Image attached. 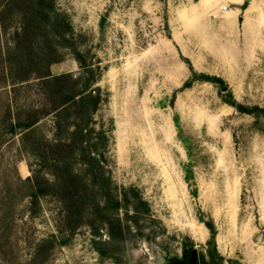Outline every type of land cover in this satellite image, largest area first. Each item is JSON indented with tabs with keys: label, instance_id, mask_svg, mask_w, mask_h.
<instances>
[{
	"label": "rangeland",
	"instance_id": "374dc122",
	"mask_svg": "<svg viewBox=\"0 0 264 264\" xmlns=\"http://www.w3.org/2000/svg\"><path fill=\"white\" fill-rule=\"evenodd\" d=\"M57 5L71 23L72 49L100 74L94 124L109 134L111 207L116 197L122 203L103 224L84 216L76 229L56 196L31 204L27 178L55 181L53 170L2 118L8 99L17 98L14 112L46 99L37 78L13 92L2 73L9 39L0 34V264H189L193 249L198 264H264V0ZM224 5L241 12L239 25L201 19ZM65 49L51 71L80 76ZM55 121L42 119L39 135L53 140ZM117 219L125 230L112 238Z\"/></svg>",
	"mask_w": 264,
	"mask_h": 264
},
{
	"label": "trees",
	"instance_id": "16d2710c",
	"mask_svg": "<svg viewBox=\"0 0 264 264\" xmlns=\"http://www.w3.org/2000/svg\"><path fill=\"white\" fill-rule=\"evenodd\" d=\"M71 31V23L57 0H0V34L9 39L2 73L13 92L30 85L34 78L39 79L40 91L46 99L43 108L17 107V112L11 107L14 100L18 104L17 98L8 99L2 123L8 133L20 132L23 149L53 170L55 181L40 178L38 173L27 178L32 188L31 204L37 205L40 196H56L63 203L67 225L76 229L83 224L84 216L91 217L92 226L103 224V218L122 202L116 197L111 207V177L103 152L109 134L97 130L94 124L95 114L104 102L102 87L98 85L100 74L94 75L92 65L82 53L72 49ZM65 48L74 51L83 69L80 76L51 71L52 64L64 59ZM237 107L242 110L240 105ZM50 115L56 117L53 140L39 135L36 128ZM99 179L104 181L98 183ZM103 195L109 202L101 201ZM110 226L112 238L125 230L120 219Z\"/></svg>",
	"mask_w": 264,
	"mask_h": 264
},
{
	"label": "crops",
	"instance_id": "0c3cea01",
	"mask_svg": "<svg viewBox=\"0 0 264 264\" xmlns=\"http://www.w3.org/2000/svg\"><path fill=\"white\" fill-rule=\"evenodd\" d=\"M224 7H226V9ZM240 14V11L232 12L226 5L216 6L214 9L207 10L203 15H201V19H205L206 21L215 25H221L229 21V23L236 26L239 25Z\"/></svg>",
	"mask_w": 264,
	"mask_h": 264
},
{
	"label": "water",
	"instance_id": "95a60500",
	"mask_svg": "<svg viewBox=\"0 0 264 264\" xmlns=\"http://www.w3.org/2000/svg\"><path fill=\"white\" fill-rule=\"evenodd\" d=\"M227 89H228L227 87H223V90H227ZM197 261H198V251H197V249H193L191 252L189 264H197Z\"/></svg>",
	"mask_w": 264,
	"mask_h": 264
},
{
	"label": "bare ground",
	"instance_id": "6f19581e",
	"mask_svg": "<svg viewBox=\"0 0 264 264\" xmlns=\"http://www.w3.org/2000/svg\"><path fill=\"white\" fill-rule=\"evenodd\" d=\"M233 1H235V2L239 3L241 0H233ZM252 3H253V2H252ZM252 3H251V4H252Z\"/></svg>",
	"mask_w": 264,
	"mask_h": 264
},
{
	"label": "flooded vegetation",
	"instance_id": "af4514ba",
	"mask_svg": "<svg viewBox=\"0 0 264 264\" xmlns=\"http://www.w3.org/2000/svg\"><path fill=\"white\" fill-rule=\"evenodd\" d=\"M190 257H191V254H190ZM197 264H198V261H197Z\"/></svg>",
	"mask_w": 264,
	"mask_h": 264
},
{
	"label": "built area",
	"instance_id": "2783aa9c",
	"mask_svg": "<svg viewBox=\"0 0 264 264\" xmlns=\"http://www.w3.org/2000/svg\"><path fill=\"white\" fill-rule=\"evenodd\" d=\"M226 9V7H224Z\"/></svg>",
	"mask_w": 264,
	"mask_h": 264
}]
</instances>
